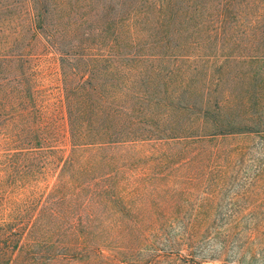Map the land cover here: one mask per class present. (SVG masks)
<instances>
[{
  "label": "trees",
  "instance_id": "16d2710c",
  "mask_svg": "<svg viewBox=\"0 0 264 264\" xmlns=\"http://www.w3.org/2000/svg\"><path fill=\"white\" fill-rule=\"evenodd\" d=\"M40 39L63 106L40 98ZM174 166L203 198L154 200ZM263 173L264 0H0V264H231L220 193Z\"/></svg>",
  "mask_w": 264,
  "mask_h": 264
},
{
  "label": "rangeland",
  "instance_id": "374dc122",
  "mask_svg": "<svg viewBox=\"0 0 264 264\" xmlns=\"http://www.w3.org/2000/svg\"><path fill=\"white\" fill-rule=\"evenodd\" d=\"M38 45L39 46L36 47L37 49L35 51L36 56L33 61L36 73L35 81L40 98L42 102L50 105L51 107L63 106V92L58 56L50 50L41 39ZM236 69L238 68H233V71ZM177 89L178 91L182 90V86L179 85ZM213 89L214 88H211V90ZM176 98L177 95L175 94L170 100L176 103L178 101L173 100ZM168 115L174 117L177 115V111H170ZM58 117L60 118L61 114H58ZM177 118H179V116H177ZM58 124L61 125V119L58 121ZM62 128L64 130V127ZM61 139V136H58L57 140L59 146ZM225 143L226 144L223 146L224 148L236 145V142ZM240 143H242L247 150L250 149L248 155L245 156V159H248V162L244 159V164L241 168L243 172L244 169H246L247 171H245V173L246 175H249V173H251L250 170L253 169L257 160L262 159V155L258 151L260 148V142L257 137H250L241 140ZM138 147L139 148L136 147L135 150L141 149L142 154L148 157L147 163L140 164V169L145 166H148L149 168V166L151 167L157 163L158 158L156 157V154L153 153L154 150L151 148L154 147L159 149L156 144L149 143ZM153 156L154 160H151ZM173 169H176V167H170L165 170V174H170V181L164 183L163 190H160L159 194L157 193V195L154 196V200L173 205L175 201L178 202V204H181V201L185 199L190 201V204H193L196 202V199L203 198L202 194L196 196V190L192 187L176 185L178 182V174L170 171ZM181 171L183 172L184 170ZM197 192H200V189ZM219 199L220 209L217 212L216 218L218 216H228L230 214L227 213L226 208L232 201V203H234L232 208L235 210L232 214L235 215V217H237L236 220L239 221V233L232 236V242L228 250L229 258L227 257V262L229 261L231 264H264V173L255 182L248 183L242 188H238L235 185L227 186L221 191ZM166 210H168V208H166ZM145 213V210L141 208L133 215L138 217ZM169 214L173 216L171 214V209L169 210ZM188 214L189 212L186 213V216H188ZM240 244L241 247L237 251L238 256H240L238 259V257H234L235 254L231 251L234 252L235 247H238ZM203 245H205L206 249L211 248L208 241H206ZM211 262L212 263L209 264H221V262L218 261Z\"/></svg>",
  "mask_w": 264,
  "mask_h": 264
}]
</instances>
